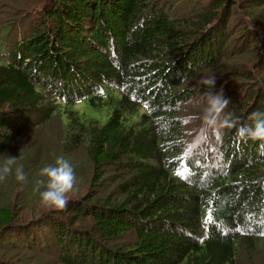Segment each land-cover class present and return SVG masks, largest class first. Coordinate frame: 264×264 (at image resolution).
Wrapping results in <instances>:
<instances>
[{
  "label": "trees",
  "instance_id": "obj_1",
  "mask_svg": "<svg viewBox=\"0 0 264 264\" xmlns=\"http://www.w3.org/2000/svg\"><path fill=\"white\" fill-rule=\"evenodd\" d=\"M178 1L43 0L24 12L28 1L0 0V156L42 132L38 171L59 143L91 167L88 191L63 211L24 220L0 206L1 247L17 235L38 250L49 227L62 264H237L264 243V141L238 134L264 112V56L234 61L264 48V36L239 19L230 45L239 32L227 29L235 6L264 0H194L190 12ZM220 65L228 98L242 86L249 94L223 111L237 126L215 130L199 110L205 87L193 83Z\"/></svg>",
  "mask_w": 264,
  "mask_h": 264
},
{
  "label": "rangeland",
  "instance_id": "obj_2",
  "mask_svg": "<svg viewBox=\"0 0 264 264\" xmlns=\"http://www.w3.org/2000/svg\"><path fill=\"white\" fill-rule=\"evenodd\" d=\"M28 1V2H27ZM37 1V0H36ZM192 1L194 0H179L176 7L178 9L183 8L185 12H188L190 7H192ZM25 2L29 4L28 8L24 12H28L34 7H39L41 5L40 2L37 5H34V0H20V6H27L24 5ZM40 4V5H39ZM244 4V2H242ZM242 4L240 6H235L232 12V18L229 21V25L227 29L234 31L238 29V34L234 38L230 45L233 43H237L238 41L235 39L239 37L241 33V27L238 26V20L241 19L243 22L250 23L254 25L259 32H262L264 36V27L262 25V21H264V7H250V8H243ZM42 6V5H41ZM24 8V9H25ZM36 9V8H35ZM41 9V7L39 8ZM190 12V11H189ZM236 44V45H237ZM243 49H245L243 47ZM249 51H246L243 56H238L234 58L236 63L248 62L250 64L255 61L256 59L259 61L261 56H264V48H260L257 52H253L252 48H249ZM230 53V52H229ZM228 62H233L231 56L226 55ZM236 59V60H235ZM253 60V61H252ZM252 61V62H251ZM234 62V63H235ZM262 68L257 70L258 75V83L260 86L264 85V62L261 63ZM229 70L223 65H220L219 68L214 70H209L204 72L198 79H196L193 83V87H202V80L204 78L210 77L212 75L216 76V86L215 89L217 92L222 91L223 96L227 98L229 101L230 99H235L236 101H243L246 102L248 100L249 88L247 86H242L241 89L237 90L234 95H231V98H228L229 92V85L227 81L230 80ZM206 105L205 102L199 108L201 112L204 111ZM80 111L84 112L87 116L96 118L100 122L105 123L108 120V112L107 109L104 110H94L93 108L81 105ZM223 113L221 114L220 121L216 125H214L215 130H220L222 127L220 126V122L223 121ZM25 136V135H22ZM20 137L19 139H24L26 145H22L19 147L17 152H19L16 157L21 154H26L27 152V162L23 164L21 161L19 165H15L13 168V173H11L5 180L0 181V206H4L10 204L15 207L17 215L20 219H30L34 217L37 219L38 217H42L50 210L46 209L41 203L40 193L45 190L44 185H42L39 181L40 174L37 167V162L39 161V153L34 150L35 142L38 141L37 139L41 138H48L45 133H34L31 137ZM60 139L59 135H55L53 139ZM36 138V139H35ZM27 139V140H25ZM52 159L49 160L47 165H54L55 161L58 157H63L67 160L72 167L74 168L75 175H76V184L75 188L72 193L69 194L70 199L76 198L85 194L88 191L89 187V177L91 173V167L88 164L85 155L83 154L82 150H78L73 153H63V149L59 143V148L57 151H54L52 154ZM26 157V156H25ZM23 159V158H21ZM5 163V159L0 156V166H3ZM46 164L44 166H47ZM23 167V171L25 174V179L23 181H18L15 177V169L17 167ZM13 176V178H12ZM40 229V228H39ZM39 231V230H38ZM43 233V234H42ZM41 233V246L38 250H34L29 248L22 240L19 239L17 235H11L7 238L6 241L10 244H4L3 247L0 246V264H62L58 257V248L56 242L52 241V235L50 234L49 227L48 230L42 229ZM44 235L47 237L48 240H44ZM51 239V241H50ZM48 241L49 244L46 242ZM134 240V235L129 234L125 236L120 244L132 242ZM264 241V239H262ZM259 248L251 254L250 257H246L240 259L237 264H264V243H260Z\"/></svg>",
  "mask_w": 264,
  "mask_h": 264
},
{
  "label": "clouds",
  "instance_id": "obj_3",
  "mask_svg": "<svg viewBox=\"0 0 264 264\" xmlns=\"http://www.w3.org/2000/svg\"><path fill=\"white\" fill-rule=\"evenodd\" d=\"M202 85L205 87V109L203 121L206 125H216L220 121L221 114L228 107L229 100L223 96L222 91L214 92L216 76L204 78ZM231 114H229L230 117ZM249 119L251 125L240 126L238 134L251 140L264 141V112L251 113ZM238 118H226L220 122L221 127L233 128L237 126ZM16 157L6 156L5 163L0 166V181L5 180L12 172ZM42 179L40 183L45 190L40 193L42 205L50 211H63L69 203V194L73 192L76 184V175L72 165L62 156L58 157L54 165H47L40 169ZM15 177L18 181L25 179L23 167L15 169Z\"/></svg>",
  "mask_w": 264,
  "mask_h": 264
},
{
  "label": "snow or ice",
  "instance_id": "obj_4",
  "mask_svg": "<svg viewBox=\"0 0 264 264\" xmlns=\"http://www.w3.org/2000/svg\"><path fill=\"white\" fill-rule=\"evenodd\" d=\"M190 171V167H185L184 169H183V172L181 173V175H183V174H185V173H188ZM210 220H211V218H210ZM213 226H215V225H213ZM237 230H239V229H237ZM262 234H264V233H262Z\"/></svg>",
  "mask_w": 264,
  "mask_h": 264
}]
</instances>
